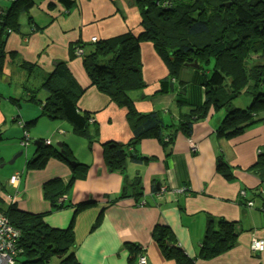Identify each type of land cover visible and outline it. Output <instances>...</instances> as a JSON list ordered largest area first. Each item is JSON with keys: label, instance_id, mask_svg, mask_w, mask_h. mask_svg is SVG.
Wrapping results in <instances>:
<instances>
[{"label": "crops", "instance_id": "crops-1", "mask_svg": "<svg viewBox=\"0 0 264 264\" xmlns=\"http://www.w3.org/2000/svg\"><path fill=\"white\" fill-rule=\"evenodd\" d=\"M32 1L31 8L19 15V30L1 34L7 52L0 74V129L4 136L0 143L2 205L14 202L21 211L47 213L45 222L59 229L66 228L74 217L72 250L80 264H130V260L138 264L140 255L146 257L147 264H175L164 258L153 238L156 225L168 227L186 255L195 258L207 216L234 222L242 232L233 249L211 260L198 259L196 264H264V251L253 253L250 250L253 239L264 240L262 183L246 171L255 162L258 149L264 148V124L233 139H218L215 130L222 113L207 108L203 121L194 126L191 137L180 135L177 138L169 158L156 140L141 141L138 145L141 155L152 159L129 163L124 174L129 178L141 176L143 196L138 202L129 196L113 202L122 191L124 175L107 168L102 143H127L132 134L126 110L95 87L89 88L78 101L81 109L92 113L99 127V141L91 150L84 139L72 133L69 123L45 118H40L27 132L31 144L23 147L22 123L37 117L40 108L28 100L18 108L9 100L11 97L26 99V92L36 90L60 61L68 62L77 80L83 86L88 85L80 57L70 59V48L89 45L93 37L107 39L128 31L134 34L141 31V15L134 0H70L73 1L70 8H65L58 0ZM10 5L11 0H0V13L7 12ZM140 56L146 87L131 93L136 110L158 111L165 120L176 118L180 109L175 104V96L161 92L159 85L168 75L165 63L148 42L140 45ZM23 63L34 66L35 71L29 74V69L21 66ZM33 78L39 79V83ZM176 87L179 90L178 84ZM187 92L196 96L197 103L203 101V88L190 84ZM38 96L44 99L46 93L41 91ZM38 139L49 140L51 144L66 143L76 160L89 166L64 198L73 208L51 212L50 202L42 193L46 181L71 177L72 171L66 163L50 159L42 170L26 168L27 161L34 155L33 143ZM18 152L21 155L14 165L9 164L13 167L5 170L8 164L5 155L10 158ZM24 153L23 161L16 165ZM220 157L232 167L234 179L231 182L216 172ZM14 174L19 175L20 180L16 186H11L8 180ZM156 185L161 189L165 187V191L160 192ZM243 189H250L248 198L240 196ZM8 196H16V200L10 201ZM247 201L253 205H247ZM87 202L92 204L76 214L74 206ZM101 210H104L102 220L93 228ZM128 245L139 246L141 250L132 253ZM130 254L132 259H129Z\"/></svg>", "mask_w": 264, "mask_h": 264}, {"label": "trees", "instance_id": "trees-1", "mask_svg": "<svg viewBox=\"0 0 264 264\" xmlns=\"http://www.w3.org/2000/svg\"><path fill=\"white\" fill-rule=\"evenodd\" d=\"M134 1L141 15L138 34L128 31L70 48V59L80 57L88 85L83 86L77 80L68 62L60 61L36 90L26 92V99L22 96L9 99L18 108L25 100L40 108L37 117L22 123L23 147L31 144L27 132L40 118H45L69 123L72 133L84 139L91 150L99 141V127L93 121L92 113L78 105L81 96L91 87L126 110L131 138L127 143H102L105 165L121 175L125 174L129 163L152 159L142 156L139 151L138 145L145 139L156 140L169 158L177 138L180 135L191 137L194 126L203 121L207 108L222 113L215 130L218 139H233L264 124V0ZM58 2L65 8L73 5L70 0ZM32 5V0H14L7 12L0 13V74L7 54L1 34L19 30V15ZM144 42L153 45L168 69V75L159 81V85L161 92L175 96V104L180 109L176 118L165 120L158 111L141 113L134 106L131 93L146 87L140 56V45ZM86 46L90 47L85 49ZM78 48L81 53L77 52ZM21 66L29 69V74L35 71L34 66L25 63ZM190 84L203 88L201 103H197L193 93L187 92ZM41 91L46 93L44 99L38 96ZM241 95L251 97L245 108L233 104ZM3 140L0 129V143ZM33 145L35 151L26 163L27 169L42 170L50 159H55L66 163L72 171L68 180L53 178L43 184V198L50 202L51 212L73 208L64 198L89 166L79 163L64 142L58 145L38 139ZM246 171L256 176L264 189V148L258 149L255 162ZM216 172L229 182L234 179L232 167L221 157L216 163ZM1 186L0 182V191ZM156 187L160 192L165 191V187L163 190L160 185ZM243 190L244 195L241 192L240 196L245 198L247 190ZM127 196L136 202L143 196L140 174L132 178L123 176L122 191L113 202ZM2 197L0 192V199ZM0 203V212L19 231L14 264H50L53 258L58 259L57 264H80L72 250L75 246L74 217L66 228H53L44 220L47 213L32 214L19 210L14 202L5 206L2 200ZM91 204L74 206V211L77 214ZM103 213L104 210L99 212L93 228L100 224ZM241 232L234 222L207 216L205 233L195 258L186 255L166 226L156 225L153 238L165 259L173 260L175 264H196L198 259L211 260L233 249ZM128 247L135 254L141 250L139 246ZM132 257L130 254L129 259Z\"/></svg>", "mask_w": 264, "mask_h": 264}, {"label": "built area", "instance_id": "built-area-1", "mask_svg": "<svg viewBox=\"0 0 264 264\" xmlns=\"http://www.w3.org/2000/svg\"><path fill=\"white\" fill-rule=\"evenodd\" d=\"M14 1V0H11ZM91 40L94 42L96 38L93 37ZM81 53V49L77 50ZM48 142V141H47ZM19 175H12L9 179V183L12 185H17L19 182ZM163 190V189H162ZM260 191L264 194V189L261 188ZM1 192V191H0ZM244 195V193L242 192ZM10 198V196H8ZM16 200V196H12L10 201ZM249 206L253 205L252 202H248ZM19 231L13 227L5 215L0 212V264H14L15 256V243L18 238ZM251 252L260 253L264 251V241L261 239H253L250 245ZM138 264H147V259L144 255H140L138 259Z\"/></svg>", "mask_w": 264, "mask_h": 264}, {"label": "rangeland", "instance_id": "rangeland-1", "mask_svg": "<svg viewBox=\"0 0 264 264\" xmlns=\"http://www.w3.org/2000/svg\"><path fill=\"white\" fill-rule=\"evenodd\" d=\"M133 32V31H132ZM138 34V33H137ZM97 40V39H96ZM94 42H96V41H94ZM93 42V43H94ZM80 48H78L77 50H79ZM33 81L35 82V83H39V79H34L33 78ZM3 87H4V85H3ZM16 90H17V88H15ZM250 101H251V97H249L248 95H241L239 98H237L236 100H235V102L233 103L234 104V106L236 105L237 107H241V108H245L247 105H249L250 104ZM214 112H216V111H214ZM217 114L218 113H220V112H216ZM32 148H33V146H32ZM194 149V148H193ZM14 155H11V157L10 158H8L7 157V155H5V159H6V161L8 162V164H7V166L4 168L5 170H9V169H11L12 167H13V165H14V163H13V165H9V160L13 157ZM23 156H25V153L18 159L19 161L17 162V164L16 165H19V164H21V161H23V159H24V157ZM1 166V165H0ZM2 171V170H1ZM18 184V183H17ZM248 190H250V189H248ZM247 190V192H246V197L245 198H248V196H250V193H249V191ZM255 196V195H254ZM258 198V197H257ZM58 263V259L57 258H53L52 260H51V262H50V264H57Z\"/></svg>", "mask_w": 264, "mask_h": 264}, {"label": "water", "instance_id": "water-1", "mask_svg": "<svg viewBox=\"0 0 264 264\" xmlns=\"http://www.w3.org/2000/svg\"><path fill=\"white\" fill-rule=\"evenodd\" d=\"M193 66H194V67H197L196 64H194ZM170 86H171V88L173 87L172 84H171ZM58 145H61V144L58 143ZM20 155H21V152H18L17 154H15V155L12 157V159L9 161V164H13L14 161L16 160V158H18Z\"/></svg>", "mask_w": 264, "mask_h": 264}]
</instances>
